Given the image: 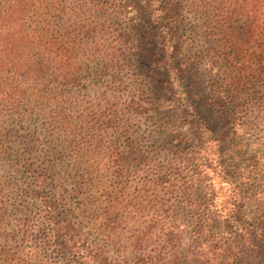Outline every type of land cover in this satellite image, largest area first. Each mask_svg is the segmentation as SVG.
Segmentation results:
<instances>
[{
  "label": "rangeland",
  "instance_id": "rangeland-1",
  "mask_svg": "<svg viewBox=\"0 0 264 264\" xmlns=\"http://www.w3.org/2000/svg\"><path fill=\"white\" fill-rule=\"evenodd\" d=\"M26 1L32 9L12 28L19 42L67 38L80 3V51L74 60L80 73L71 89L29 102L19 114L0 115V264H77L61 249L58 222L79 247L107 252L113 264H137L144 255H160L167 264H264V254L224 259L199 250L200 230L207 232L206 241L219 239L225 230L214 221L200 222L205 215L186 207L183 192L167 197L174 200L170 213L161 208L162 193L155 202L148 198L157 166L167 157L192 160L198 142L190 118L176 109L166 48L178 56L177 71L194 106L211 117L226 163L245 167L254 191L264 190V77L236 63L220 1L178 0L181 16L165 23L170 34L146 14L153 0ZM5 3L0 0V10ZM249 3L255 8L264 0ZM259 10L264 25V7ZM121 34L127 43L120 45ZM254 37L244 48L250 63L264 57V30ZM13 77L23 88L34 80L29 70ZM230 77L240 84L235 93L226 89ZM216 90L225 94L220 97ZM215 98L231 105L224 116L216 111ZM134 100L143 101L145 114L122 115ZM40 183L54 208L48 223L37 198ZM46 225L54 243L48 251L36 237ZM25 230L32 239L23 238ZM241 244L232 247L242 251Z\"/></svg>",
  "mask_w": 264,
  "mask_h": 264
},
{
  "label": "trees",
  "instance_id": "trees-1",
  "mask_svg": "<svg viewBox=\"0 0 264 264\" xmlns=\"http://www.w3.org/2000/svg\"><path fill=\"white\" fill-rule=\"evenodd\" d=\"M5 1L7 4L5 3L6 5L0 10V115L4 112L19 114L29 102H40L46 96L49 97L50 94H54L58 89H71L79 81L80 73V69L76 68L74 63L80 51V41L77 39L80 35V27H76V22L80 20V3L73 9L75 23H72L73 25L70 27L72 31L67 38L59 37L50 43L48 40H42L36 36L31 41L20 40L24 45L23 47L17 39L18 30L12 32V28L24 20L32 9V5L26 0ZM212 1H220L219 11L227 14L225 32L228 40L231 38L229 42L232 43L234 55L238 60L236 63L240 64L242 69H246L247 72L251 71L254 77H264V57L250 63L245 55L246 50L244 51V48L248 47L254 39L256 41V37H254L256 31L264 30L262 28L264 25L261 22L263 10H259L260 8L263 9L264 5L261 3L252 8L249 0ZM145 12L149 19L156 21L162 28L165 26L169 34L172 29L165 23H175L177 22L176 19L181 16L178 0H153ZM5 29H10L11 32L4 34ZM168 33L166 32L167 35ZM126 37L125 34L120 35V45L127 43ZM164 53L165 70L168 71L170 83L178 102L176 109L190 118V125L196 133L198 142L191 153L192 160L183 156L175 160L167 157L163 163L157 166L154 179L149 181L151 193L148 198L155 202L157 197L160 199L159 196L162 193L163 202L160 204L159 201V204L162 209L167 208V212L170 213L174 200L167 199V197L183 192L186 207L188 209L190 207L195 208L205 215L206 220L201 218L200 222L206 224L209 221H214L215 224H220L225 230V234L219 239L212 237L210 238L212 240L206 241L205 234L207 232L202 229L198 233L196 243L199 250H208V256L212 258L231 259L232 255L235 258L238 255L240 257L246 256V253L263 255V187L255 192L254 184L252 186L250 184L251 178L248 170L245 167L234 169L232 165L226 163V153L220 147L221 141L215 126L211 123V117L200 115V109L194 106L192 97L186 92L182 73L177 71L178 56L175 51L169 53L167 48ZM28 55H32L29 60H27ZM252 67L254 69H251ZM25 69L34 74L32 85H28V88H23L22 85L17 84L13 77V75L23 77L26 73ZM229 69L234 71V65L231 64ZM232 80V77L228 78L227 83L229 84L226 89L235 93L239 91L238 86L240 84L235 85ZM235 81L236 77L234 78ZM215 93L221 97L225 91L216 90ZM213 105L216 107V111L223 116L231 106L228 102L216 100V98ZM145 110L148 109L142 100H134L126 105L122 110V115H143ZM226 144L233 145L234 143L226 141ZM232 152L237 154L233 148ZM43 189L44 183H40L39 190L41 191H38L39 197L37 198H39L42 207L43 219L48 223L54 208L52 203L44 197ZM64 229L62 222L56 224L57 239L61 249L71 253L77 264H113V260L107 255V252L105 254L103 251L90 250L86 245L79 247L78 242L72 236L69 237ZM37 233L36 237L39 236L40 238L39 247L42 250H50L54 243L47 225ZM22 236L32 239L34 235L25 230ZM145 236L140 239V241L143 240V244L148 242L144 239ZM149 240L152 243L153 235H149ZM237 241L242 243L244 248L242 251L233 249L232 243ZM137 264L167 263L163 262L160 255H144L143 258H138ZM171 264L180 263L172 261Z\"/></svg>",
  "mask_w": 264,
  "mask_h": 264
}]
</instances>
